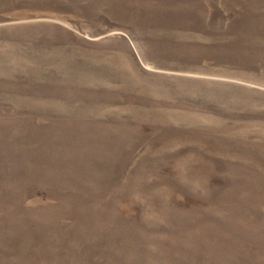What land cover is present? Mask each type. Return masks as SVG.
<instances>
[{
  "label": "rangeland",
  "instance_id": "rangeland-1",
  "mask_svg": "<svg viewBox=\"0 0 264 264\" xmlns=\"http://www.w3.org/2000/svg\"><path fill=\"white\" fill-rule=\"evenodd\" d=\"M0 264H264V0H0Z\"/></svg>",
  "mask_w": 264,
  "mask_h": 264
}]
</instances>
